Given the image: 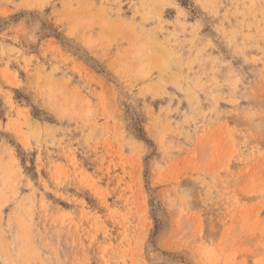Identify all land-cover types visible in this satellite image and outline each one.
I'll return each instance as SVG.
<instances>
[{"label":"rangeland","instance_id":"374dc122","mask_svg":"<svg viewBox=\"0 0 264 264\" xmlns=\"http://www.w3.org/2000/svg\"><path fill=\"white\" fill-rule=\"evenodd\" d=\"M0 264H264V0H0Z\"/></svg>","mask_w":264,"mask_h":264}]
</instances>
